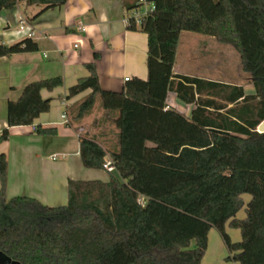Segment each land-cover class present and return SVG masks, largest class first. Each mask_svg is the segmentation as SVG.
Returning a JSON list of instances; mask_svg holds the SVG:
<instances>
[{
	"label": "trees",
	"instance_id": "1",
	"mask_svg": "<svg viewBox=\"0 0 264 264\" xmlns=\"http://www.w3.org/2000/svg\"><path fill=\"white\" fill-rule=\"evenodd\" d=\"M65 1L0 0V11L19 2L41 11ZM152 1L139 24L128 20L147 34V77L126 79L120 91L103 89L91 60L84 64L89 73L68 87V97L91 89L69 110L72 120L98 101L116 111L118 147L107 180L68 179L64 204L8 198L7 156L0 152V250L22 264H200L211 228L225 245V261L264 264V132L256 130L264 119V0ZM183 30L232 45L253 91L175 73ZM37 48L30 36L0 40V57ZM62 83L61 75L35 79L9 99L0 142L9 126L32 124L48 111L51 97L41 89ZM169 90L193 104L189 115L167 104ZM34 130L57 132L39 124ZM79 154L85 167L104 168L106 150L93 138L80 136ZM227 225L239 229V240Z\"/></svg>",
	"mask_w": 264,
	"mask_h": 264
},
{
	"label": "crops",
	"instance_id": "2",
	"mask_svg": "<svg viewBox=\"0 0 264 264\" xmlns=\"http://www.w3.org/2000/svg\"><path fill=\"white\" fill-rule=\"evenodd\" d=\"M133 1L66 0L60 6L41 11L42 5L19 2L12 9L0 11L2 42L9 44L29 36L27 28L31 27L30 37L38 44L37 50L0 57V131L7 126V101L17 98L27 82L54 75L63 78V83L52 90L41 89L43 97H51L50 109L40 113L32 124L9 126V137L0 142V152L7 156L8 198L25 194L48 205L64 204L68 179L109 178L110 172L105 168H89L82 164L79 138L87 135L96 140L106 150V160L111 161V152L118 147V128L114 123L116 111L104 109L98 101L85 116L72 120L69 110L91 89L70 97L67 93L70 85L89 73L84 64L91 60L95 62L103 89L122 90L126 76L147 77V34L128 27L132 10L126 5ZM21 20L26 23L24 30L19 29ZM182 32L173 71L215 79L189 72L183 66L186 60L178 58ZM189 34L185 33V44L191 47L197 39ZM249 86L253 88L251 82L244 84L245 90ZM167 104L185 115H189L193 107L172 90L167 92ZM64 110L66 122L60 121ZM37 124L55 127L57 132L54 135L38 134L34 130ZM237 216H244V211L238 212ZM226 229L233 240L240 239L239 229L228 225ZM226 255L219 233L211 228L200 264H238L225 261Z\"/></svg>",
	"mask_w": 264,
	"mask_h": 264
},
{
	"label": "rangeland",
	"instance_id": "3",
	"mask_svg": "<svg viewBox=\"0 0 264 264\" xmlns=\"http://www.w3.org/2000/svg\"><path fill=\"white\" fill-rule=\"evenodd\" d=\"M178 58H184V65L189 72L209 76L221 81L248 84V74L241 69L239 53L230 44L222 43L209 34L183 30ZM185 33H191L197 41L189 47L185 44ZM192 53V55H190ZM247 87V91L253 88ZM245 200L250 195L243 194ZM244 210H240L242 213ZM238 231V230H237Z\"/></svg>",
	"mask_w": 264,
	"mask_h": 264
},
{
	"label": "built area",
	"instance_id": "4",
	"mask_svg": "<svg viewBox=\"0 0 264 264\" xmlns=\"http://www.w3.org/2000/svg\"><path fill=\"white\" fill-rule=\"evenodd\" d=\"M154 8V2L152 0H136V4L134 7L131 8L132 12L130 15V18H133L136 24H139L141 21L142 16L148 14L152 9ZM26 26V23L21 20L19 24V29L24 30ZM33 31L31 27L27 28V34L30 36L32 35ZM125 79H128V76L125 77ZM60 121L66 122L67 116L65 110L61 112L60 114ZM103 167L107 171H111L114 169V166L112 165L111 161L106 160L103 163Z\"/></svg>",
	"mask_w": 264,
	"mask_h": 264
},
{
	"label": "water",
	"instance_id": "5",
	"mask_svg": "<svg viewBox=\"0 0 264 264\" xmlns=\"http://www.w3.org/2000/svg\"><path fill=\"white\" fill-rule=\"evenodd\" d=\"M256 130L258 132H264V119L257 125ZM0 264H22L20 261L11 258L4 251L0 250Z\"/></svg>",
	"mask_w": 264,
	"mask_h": 264
}]
</instances>
